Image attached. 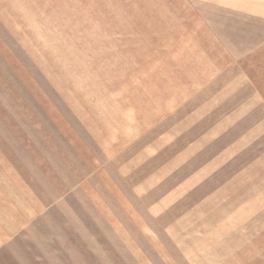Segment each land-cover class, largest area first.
Masks as SVG:
<instances>
[{
    "label": "rangeland",
    "instance_id": "rangeland-1",
    "mask_svg": "<svg viewBox=\"0 0 264 264\" xmlns=\"http://www.w3.org/2000/svg\"><path fill=\"white\" fill-rule=\"evenodd\" d=\"M21 4L32 21L10 23L0 1V144L58 197L1 232L0 264H264V145L225 167L198 151L176 172L201 137L183 91L215 78L224 50L263 43L264 17L227 0Z\"/></svg>",
    "mask_w": 264,
    "mask_h": 264
},
{
    "label": "crops",
    "instance_id": "crops-1",
    "mask_svg": "<svg viewBox=\"0 0 264 264\" xmlns=\"http://www.w3.org/2000/svg\"><path fill=\"white\" fill-rule=\"evenodd\" d=\"M0 1H10L14 10L24 6L21 0ZM235 1L227 0V3L244 8L252 16L264 17V0ZM24 7L26 10L21 17L25 18H18L11 10L9 18H3V22L32 21L28 16L34 6L26 4ZM256 17L253 19L257 22ZM230 50V54L224 50V63L213 74L215 78L202 87L195 85L183 91L182 95L186 92L185 100L177 102L179 117L184 124L195 130L192 133L201 135L194 140L197 141L193 148L186 149L187 153L179 148L177 173L182 172L183 167L195 165L198 158L192 155L198 151L210 152L209 156L215 161L213 165L225 167L238 165L243 153L264 145V42L242 55H236V49ZM3 148L5 145L0 144V151L3 150L0 156V159L3 157V162L0 160V234L2 232L4 239L10 241L48 211L58 197V185L51 178H33L31 174H35L37 169H27L25 159H13ZM187 158L193 159L190 165V161L185 163ZM229 159L232 163L226 162ZM48 171L51 169L45 168L41 172L45 175L49 174ZM198 179L195 176L190 182L195 183Z\"/></svg>",
    "mask_w": 264,
    "mask_h": 264
}]
</instances>
